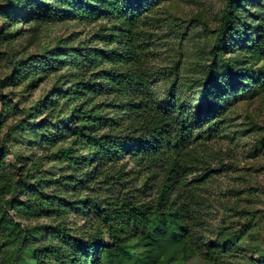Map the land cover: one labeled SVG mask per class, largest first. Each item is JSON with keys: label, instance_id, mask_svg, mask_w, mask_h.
<instances>
[{"label": "trees", "instance_id": "trees-1", "mask_svg": "<svg viewBox=\"0 0 264 264\" xmlns=\"http://www.w3.org/2000/svg\"><path fill=\"white\" fill-rule=\"evenodd\" d=\"M162 1L46 0L42 20L108 24L84 47H57L22 64L18 74L35 78L71 69L67 87L41 100L38 121L26 124L38 132L40 147L65 143L47 156L63 168L58 175L15 177L0 151V248H7L0 264H9L12 245L17 254L30 252L31 264H223L237 256L242 230L220 232L227 236L222 245L207 241L208 205L201 194L179 190L191 188L186 177L194 172L201 185L213 177L207 144L223 130L230 96L264 85V71L249 76L264 61V10L246 8L254 0H228L214 44L231 41L232 55L221 59L222 71L210 66L201 89L205 110L189 119L175 103L174 86L166 95L169 113L151 88L145 20ZM16 6L7 0L3 13ZM128 161L155 183L128 186ZM2 206L19 222L6 220ZM40 218L48 222L20 224ZM253 252L264 264V252Z\"/></svg>", "mask_w": 264, "mask_h": 264}, {"label": "rangeland", "instance_id": "rangeland-1", "mask_svg": "<svg viewBox=\"0 0 264 264\" xmlns=\"http://www.w3.org/2000/svg\"><path fill=\"white\" fill-rule=\"evenodd\" d=\"M6 1L0 0V151L15 177H26L38 171L58 175L63 165L50 161L47 156L65 143L40 147L38 132L26 124H32L39 117L36 115L41 108L37 104L41 100L48 99L57 87H67L64 79L71 69L40 74L38 78L18 73L24 62L39 58L49 50L84 47L91 35L108 23L105 20L79 23L62 17L42 20L43 9L48 5L46 0H27L19 5L14 0L17 6L5 14L3 5ZM227 2L163 0L146 13L145 35L149 44L146 59L152 73L151 88L164 109L172 107L166 95L174 86L175 103L186 118L195 119L204 112L201 89L208 69L213 66L222 71L224 63L221 59L227 60L232 55L231 41L225 39L219 45L214 44ZM251 3L246 6L250 11L257 5L264 10V0ZM246 22L251 24V21ZM259 71H264V61L254 63L249 72L251 79H256ZM229 99L231 106L223 130L207 144L210 154L215 157L210 164L216 169L213 177L201 185L194 181L199 171L189 174L186 179L191 188L187 186L179 192L189 196L199 193L208 205L205 219L210 232L206 235L207 241L222 245L227 236L220 232L237 236L242 230L243 234L235 244L237 256L224 260L223 264H261L258 253L253 251L264 252V85ZM9 128L14 130L9 132ZM126 170L133 175L129 176L132 183L128 182V186L134 189L145 181L148 185L156 181L154 177L147 179L149 174L140 172L133 162H127ZM209 185L220 188L210 191ZM136 193L140 194L135 190ZM1 208L6 220L19 222L12 209ZM76 221L81 223L79 219ZM47 222L40 218L20 224L32 228ZM6 250V247L0 248L2 254ZM14 262L31 264V253L17 254L12 245L9 264Z\"/></svg>", "mask_w": 264, "mask_h": 264}]
</instances>
